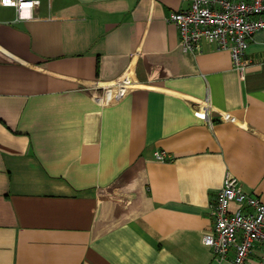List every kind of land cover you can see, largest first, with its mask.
<instances>
[{"label":"crops","instance_id":"0c3cea01","mask_svg":"<svg viewBox=\"0 0 264 264\" xmlns=\"http://www.w3.org/2000/svg\"><path fill=\"white\" fill-rule=\"evenodd\" d=\"M34 1L18 20L0 0V264H216L226 174L264 202V28L242 77L183 50L187 0Z\"/></svg>","mask_w":264,"mask_h":264},{"label":"built area","instance_id":"2783aa9c","mask_svg":"<svg viewBox=\"0 0 264 264\" xmlns=\"http://www.w3.org/2000/svg\"><path fill=\"white\" fill-rule=\"evenodd\" d=\"M13 6L16 18H32L34 0H1ZM188 6L169 13L185 51H198L207 42L217 49H227L233 65L243 77L247 65L244 51L252 34L264 28V0H187ZM105 102L115 100L111 88L103 95ZM153 157L170 160L164 150ZM233 206V208L231 207ZM213 223L202 235V243L211 248L214 263H219L233 251L232 264H245L255 249L261 252L264 264V202L245 191L238 179L226 174L211 203Z\"/></svg>","mask_w":264,"mask_h":264},{"label":"snow or ice","instance_id":"6c2138e0","mask_svg":"<svg viewBox=\"0 0 264 264\" xmlns=\"http://www.w3.org/2000/svg\"><path fill=\"white\" fill-rule=\"evenodd\" d=\"M5 2H7V0H5Z\"/></svg>","mask_w":264,"mask_h":264}]
</instances>
